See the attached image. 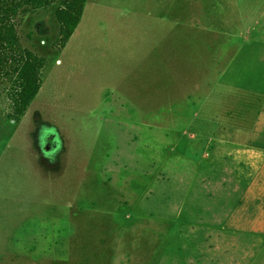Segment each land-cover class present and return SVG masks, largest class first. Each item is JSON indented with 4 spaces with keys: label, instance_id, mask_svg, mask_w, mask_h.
<instances>
[{
    "label": "rangeland",
    "instance_id": "374dc122",
    "mask_svg": "<svg viewBox=\"0 0 264 264\" xmlns=\"http://www.w3.org/2000/svg\"><path fill=\"white\" fill-rule=\"evenodd\" d=\"M178 2L88 0L59 54L55 7L19 16L23 45L48 64L20 121L0 95V264H166L167 234L189 229L173 222L197 229L203 189L207 200L237 183L228 155L216 178L210 140L262 123L263 83L225 70L227 48L197 18H174ZM53 89L58 100L37 105Z\"/></svg>",
    "mask_w": 264,
    "mask_h": 264
},
{
    "label": "crops",
    "instance_id": "0c3cea01",
    "mask_svg": "<svg viewBox=\"0 0 264 264\" xmlns=\"http://www.w3.org/2000/svg\"><path fill=\"white\" fill-rule=\"evenodd\" d=\"M172 12L176 13V19L197 18L200 27L212 36L211 43L227 48L224 49L225 70L239 76L255 75L264 88V0H198L193 9L191 0H181ZM57 62L61 63V58ZM250 96L255 98L254 93ZM247 113L252 114V110L248 109ZM217 130L220 133L210 140L215 145L211 156H215L212 163L216 178L222 171L219 156L228 155V173L231 178L239 179L230 186L215 185L213 198L207 200L203 199L206 193L203 189L198 213L204 215L205 221L200 220L201 226L197 229H192L186 221L173 222L174 226L182 223V227L189 229L167 234L170 239L166 264H204L212 258L214 264H264V170L257 172L264 162V106L262 123H247L244 128L236 124L220 125ZM238 149L246 153L241 158L235 153ZM256 152L263 159H257ZM249 167L257 174L248 171ZM208 231L215 239L206 251L202 241L204 238L207 241ZM224 242L231 244L234 255L230 258L223 255Z\"/></svg>",
    "mask_w": 264,
    "mask_h": 264
},
{
    "label": "trees",
    "instance_id": "16d2710c",
    "mask_svg": "<svg viewBox=\"0 0 264 264\" xmlns=\"http://www.w3.org/2000/svg\"><path fill=\"white\" fill-rule=\"evenodd\" d=\"M88 0H0V95L8 100L1 109L6 117L20 121L38 95L44 82L48 60L23 45L18 18L38 9L55 7L59 34L56 54L76 31ZM54 54V56H56ZM58 60V58H57Z\"/></svg>",
    "mask_w": 264,
    "mask_h": 264
},
{
    "label": "bare ground",
    "instance_id": "6f19581e",
    "mask_svg": "<svg viewBox=\"0 0 264 264\" xmlns=\"http://www.w3.org/2000/svg\"><path fill=\"white\" fill-rule=\"evenodd\" d=\"M102 2L103 0H89V6H88V9L91 8L92 5H94V7L96 8L97 10V7L99 5H102ZM90 13V11L88 10V14ZM92 13V12H91ZM57 90L53 89L52 92L51 91H45L38 99H37V105H39L42 101H47L48 97L49 99H52L54 101H57L58 99V96H57V93H56Z\"/></svg>",
    "mask_w": 264,
    "mask_h": 264
}]
</instances>
